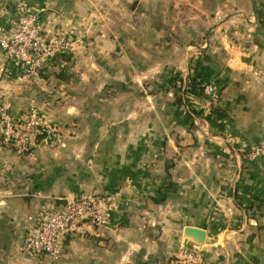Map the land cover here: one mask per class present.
Listing matches in <instances>:
<instances>
[{
  "label": "crops",
  "instance_id": "1",
  "mask_svg": "<svg viewBox=\"0 0 264 264\" xmlns=\"http://www.w3.org/2000/svg\"><path fill=\"white\" fill-rule=\"evenodd\" d=\"M128 7L0 0V37L32 14L46 42L67 43L29 80L0 48L2 102L17 120L36 108L42 125L27 152L0 143V264H172L185 250L198 264H264V86L251 75L264 66V0ZM187 32L195 41L175 42ZM176 75L213 84L217 100L186 86L179 103ZM88 196L109 198L106 226L67 236L55 262L22 251L41 212Z\"/></svg>",
  "mask_w": 264,
  "mask_h": 264
},
{
  "label": "built area",
  "instance_id": "2",
  "mask_svg": "<svg viewBox=\"0 0 264 264\" xmlns=\"http://www.w3.org/2000/svg\"><path fill=\"white\" fill-rule=\"evenodd\" d=\"M0 48L4 57L19 64L23 80L39 75L46 62L62 53L67 44L56 41L46 42L40 33L36 17L32 14L20 17L8 37H0ZM255 83L264 86V66L251 69ZM188 84L182 80V92ZM202 96L209 102L217 100L219 93L211 84L202 85ZM42 127L36 108L30 107L19 119H14L0 98V143L7 149L20 153L30 148L32 137ZM261 149L248 154L255 159ZM109 198L88 196L66 200L64 205L40 213L39 220L24 235L22 251L30 256H44L55 262L63 255L67 236L78 233L86 226L104 227L108 224ZM172 264H198L196 254L185 250Z\"/></svg>",
  "mask_w": 264,
  "mask_h": 264
},
{
  "label": "rangeland",
  "instance_id": "3",
  "mask_svg": "<svg viewBox=\"0 0 264 264\" xmlns=\"http://www.w3.org/2000/svg\"><path fill=\"white\" fill-rule=\"evenodd\" d=\"M136 1H138V0H128V4H129V7H128V11H129V14H131L130 12H131V10H135L136 9ZM133 16V15H132ZM130 18H131V16H130ZM191 34V36H192V38H189L188 36H186V35H190ZM186 35H185V38L183 37V35H182V37L181 38H178V39H176L175 40V42H177V43H184V42H192V41H195L194 39H193V36H194V33H189V32H187L186 33ZM205 37H206V35L203 33V35H201L200 37H199V42H201L202 40H204L205 39ZM120 41V40H119ZM131 41V42H130ZM134 41V42H133ZM136 39L134 38L133 40H125L124 41V43H126L127 42V44H126V46L128 47V48H131V46H135V43H136ZM140 41H142V40H140ZM158 41H161V42H165L166 41V39H161V40H158ZM133 42V44H131ZM154 42H155V40H153V39H143V43H145V45H147V46H154ZM64 44H67V43H65V42H63ZM150 58H151V60H152V58H153V56L152 55H146V56H143V59H145V61L147 60L148 62H150ZM174 81H169V84H168V86H167V89H171L172 91H174L175 90V95H176V97H177V100L179 99V103H182V102H185V103H188V101L185 99V101L183 100L184 98H183V96L185 97V92H186V90L187 89H185V91H184V95L183 94H181V87H182V82H180L181 80H182V78L179 76V75H176L175 77H174V79H173ZM167 80L165 79V81L163 82V83H161V84H164L165 85V83H167L166 82ZM177 81H179V83H177ZM147 82H149L150 83V80H148ZM131 84H133V82H131ZM181 84V85H180ZM188 85H189V83L187 84V87H188ZM163 86V85H162ZM161 86V87H162ZM148 87V85L146 86V88ZM186 87V88H187ZM113 89H115V90H113L112 92H111V95H117L118 93H119V88L118 87H116V88H113ZM177 89V90H176ZM132 90V89H131ZM130 90V91H131ZM104 91H102V93H103ZM135 92V91H134ZM189 114V117L192 119V121H191V123H192V126H198V117H197V113L196 112H194V111H191L190 113H188ZM196 122V123H195ZM20 251V250H19Z\"/></svg>",
  "mask_w": 264,
  "mask_h": 264
},
{
  "label": "water",
  "instance_id": "4",
  "mask_svg": "<svg viewBox=\"0 0 264 264\" xmlns=\"http://www.w3.org/2000/svg\"><path fill=\"white\" fill-rule=\"evenodd\" d=\"M65 200H62V202H58V204L64 205ZM185 237L196 244H202L204 238H205V231L195 228V227H186L184 230Z\"/></svg>",
  "mask_w": 264,
  "mask_h": 264
},
{
  "label": "trees",
  "instance_id": "5",
  "mask_svg": "<svg viewBox=\"0 0 264 264\" xmlns=\"http://www.w3.org/2000/svg\"><path fill=\"white\" fill-rule=\"evenodd\" d=\"M172 81H174V80H172ZM188 88H191V89H194V90H196L197 92H198V96H200V97H203L202 96V85L201 84H196L195 83V80H191L190 81V83H189V85H188ZM177 101H179V99L177 100ZM190 118V117H189ZM190 120L192 121V119L190 118Z\"/></svg>",
  "mask_w": 264,
  "mask_h": 264
}]
</instances>
